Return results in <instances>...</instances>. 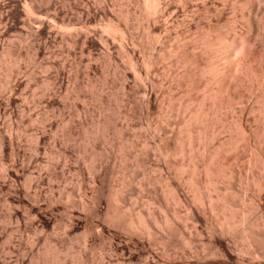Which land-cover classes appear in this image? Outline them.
I'll return each mask as SVG.
<instances>
[{
  "label": "bare ground",
  "instance_id": "1",
  "mask_svg": "<svg viewBox=\"0 0 264 264\" xmlns=\"http://www.w3.org/2000/svg\"><path fill=\"white\" fill-rule=\"evenodd\" d=\"M262 1L264 0H0V75L1 77H3L2 79H4L3 82L9 85V87L7 88V90L9 89L8 94L6 93L7 95H4L6 97H0V116L3 115L12 118L16 117L14 116L15 114L20 115L29 110V104L25 101L23 102V100L29 98L28 96L24 97V94L26 95V92L24 93V91H27L28 89L27 83H33V81L35 85L28 84V87H30V85H32L31 87H39V84H42L41 88L43 97H39L38 100L33 99L34 101L31 102L44 106L47 111L43 116H46V114L48 113L49 117L64 116L65 118V113H67L66 110L73 108L71 106L72 104L70 105L68 103L69 101L81 100L84 103L80 111L79 109L77 110L75 108V112L78 114V117L84 119H82L83 121L80 120V123L78 122V125L80 124L79 130L76 127H73L74 125L69 126V123L59 124L58 122V124H56L57 121H55L54 124L53 121V123L47 124L48 120L51 121L52 119H50L49 117V119H46V116V120H44L45 122L47 121V126H43L40 123V129L38 127L36 130H34L35 134L31 135L33 136L32 142H34V144H30L28 141L23 140L24 142L29 143L28 146L30 145L31 147H29V150H31V152L33 150V152L36 154H31V156L28 153L30 157L28 155V157L25 156V154L28 152L27 151L25 153V149H27L25 148V146H27V143L24 146L21 138L22 136L20 137L21 132L19 133L20 135L17 134L20 128L22 130V125L20 126V123L12 124V122L9 121V123L11 122L10 125L2 128L3 125L1 127L0 124V173H2L3 175L2 177H0V199L3 200L9 207H11L10 214L6 218H8L10 222L15 223V227L17 230H19L20 233L22 232L24 234V232L26 231L27 233H29L26 234L29 235V240H27L29 241V244L26 243V247L22 248L23 246H21V243L23 242L20 241L21 238L19 237L20 239H10L11 242L15 241L16 243H19H17L18 245H16V243L14 242L13 244L15 246H11L12 248H10V250H12L13 253L16 252L23 255H27V253H30V262L34 264H86L85 261L91 262L90 256L87 253L88 250L91 251V249H93V246H96V240L99 239L101 242L103 237L107 235L109 236V241L107 240L108 252L112 257L118 256L121 258L120 260L130 263L135 260L140 261L141 254L147 255L146 257H148L149 254H152L151 257H153V254L159 256L160 254L157 255L156 250L154 251L155 246L154 248L152 247L153 250L151 248L152 244L154 243V245H156V248L158 246L157 249L161 250V255H163H160V258L158 259L155 258L157 259L155 261L153 258H150V261L148 257L147 261H153V263L155 264H168L165 258L166 255L169 254L168 246H170L169 243L170 239L173 237H171L173 231L171 232L170 230L172 220L170 221V219L165 215V212H163V201H161V199L156 196L152 198L150 196L152 192H150L149 196L152 199L150 200L149 198L148 200L150 201V204H152L153 202L157 203L158 208H155L158 209V214L156 216H153L154 214L152 215L150 213V210H147V214L145 215H141V213L137 212L138 215L133 216L132 214L130 215L121 212L122 210H119V207L121 208V206L118 207V210L117 207H115L116 209L112 210V203L110 205L108 203L111 202L113 198L108 201L110 197L105 195L104 191L102 190L104 181L105 183L107 181L106 175L109 174V171L107 172L108 174H105V169H107V166L108 164L110 165V163H108V159H106L104 156H101L100 153H97L96 148L97 146L99 148V145L101 146V144H110L111 147L109 148V151L112 153L114 152L113 150L116 140L114 139L115 131L114 134H112V131L115 126L113 127V123L110 122V118H112L114 115L112 116L108 112L110 111L109 107H111L109 99L110 97H103L104 95H102L101 97H94L96 96L95 88L97 83H99V80L97 79V81L95 80L96 78H93L95 75L91 77V72H95L98 70L97 62L101 61L99 59L102 57L105 59L104 61L107 62L110 67H112L111 74H113L115 78H119V81L121 80L124 83L123 85L124 87L126 86L127 89V93L125 95V110H127V108L128 110L125 112L123 118L126 121L133 120V116L137 113L136 112L135 114H132L133 112H135L132 111L133 109L131 110V108L133 107L131 106L132 103H137V105L140 107V114L143 115L146 119H148L152 106H154V103L157 101V104L159 105H156L158 106L159 110L163 109L165 111L164 112L162 110L164 112L162 113L163 116L161 115L158 117L160 118V122H157V124L152 127V132L151 126L149 124L145 125L147 126L146 131L148 133H152V137L154 138V140L152 141L145 138V136L142 139L139 136L141 134L138 133L139 135H137L136 133H134V130L131 127V122H127L130 123L131 126L127 124L128 126L125 125L126 127H123L121 125V128H123L122 130H120L121 133L124 132L126 137L133 139L131 140V142L129 141L130 143L128 142L129 144L126 141L125 149H127V151L124 153V155H122V158L126 159L125 163H127L128 161L130 162V166L128 164V171L131 172L132 175L130 174L131 179L129 178L131 181L128 179L130 183L128 182L127 185L124 183L125 185L121 187L122 189L115 192V200L117 199L116 201H118V199H120L122 201L121 203V201L119 200L118 203L120 202L121 205H125L126 203H124V201L128 200V197H124L125 194L122 195V193L126 192L128 194L129 191L133 192V188L131 189L130 186L134 187L132 183L135 181V177L133 176L137 168H139V170L141 171V176L143 178H141L143 181L141 186L145 188L144 190L147 189L148 192L150 191V187H152L153 185V181L150 178L149 173L150 162L153 157L155 159V156L158 159L157 163L162 164V168L158 167L160 174L157 181L155 180L158 185L162 186L168 183L166 182L167 179L165 174L163 175L165 170V168L163 167L170 166V158L177 157L180 158L183 163H185L181 164L182 170H184L183 167L191 170L190 173L192 174L190 175L189 173V175L191 176L192 181H194L193 178H195L199 174L204 177L202 180L204 181V183L201 182L202 185L206 184L210 187L211 185H214L212 176V166L214 164L230 156L234 158L232 159L234 161H240L243 159V153L238 151L237 146L232 143L231 138L230 121L232 119V115H229L230 113H232L230 111H232V109L235 107L234 104H237L236 100H242L244 102V99H241V97L246 98L247 96L245 92L247 93L248 91L249 93H251V95H249V93L247 94L249 95V98L252 97L255 93L254 97H256L257 100L256 106L259 104L260 106H262L261 108L264 107V70H262L263 73L260 71L261 74L256 73L258 76L263 75L261 76L262 79H259V81L261 80V84H259L260 82L257 81L258 76L254 75V77L256 76V78L254 79H257L256 82L257 84H259H256L257 89H261H258V91L261 92L257 93V90L256 92L251 89L256 85H253L255 82L251 83L249 81L253 69L250 68L251 64L249 63L248 59L251 54L256 53H253V51H255V48L258 44L257 39L260 35L259 32V36L256 34L257 32H254L252 22H254V20H257L258 18L259 20L257 21H260L262 20L260 18L264 17V9H262L260 5ZM10 3H12L14 7H16V9H14V12L9 10V8H11L9 6ZM256 23L258 24V22ZM138 29H142L143 37L141 38H144L146 41L144 39H139L140 37H138V34L140 36V33H138L137 31ZM139 31L141 32V30ZM134 32H137L138 34L136 33L137 35H135ZM261 33H263V31ZM263 39L264 38H262V40ZM23 47L26 48L25 51L23 50ZM56 49L61 50V52L58 51V53ZM79 50L81 51V54L83 53L82 55L86 54L88 57V65L86 68L87 70L84 71L86 72V74H84V77L83 73H81L80 71L81 67L79 68V66L76 65L75 60H71L70 58L71 56L76 55V51L78 53ZM147 50H151L152 53L149 51L150 55L148 57L147 55L144 56V60L141 58V60H143L141 61L139 52H147ZM96 51L97 54L94 53ZM117 52L122 55L126 61L125 63L127 66L126 69L124 68L125 71L123 72L121 69L119 70V67L117 66V64H115L114 61V55L115 53L117 54ZM146 52L144 53V55L147 54ZM62 53L71 55L69 57L70 60H64L68 57L66 56V54V58H64L63 60L59 59L60 56L63 57ZM98 54L101 56H99L100 58H98ZM58 55L60 56L58 57ZM74 57L75 56H73V58ZM75 58L77 60V57ZM24 59H28L30 60V62L27 61L26 63V60ZM253 59H255V57H253ZM22 61L25 62L26 66L24 65V62L22 63ZM81 62L82 61L78 63ZM21 63L25 66V69H27L29 73L26 72L25 69L23 70V68L21 67ZM27 64H30V68L32 67L35 71L38 69V74L32 68V71L30 72L31 69ZM19 66L22 69H20ZM68 67L71 68L69 69L71 74L68 72V74L71 75H69V77L67 76ZM49 70H51V72H49ZM107 71H101V73L103 72L102 77L104 78L102 81L106 84L108 83V78L106 76L108 75L106 74ZM255 72H253V74ZM44 73H49V75H44ZM24 75L25 77L28 75L29 79L33 81L30 80V82L28 81L26 83L25 81L28 79H25V77L23 78ZM65 76L67 81L68 78L70 79L68 82H70L69 84L72 85V90L71 88L70 91L68 89L70 95H67L65 99L62 97L65 100H63V102L60 100V90L68 83L65 82ZM130 76L133 77V80L136 82H134L136 86H131ZM64 83L66 84L64 85ZM251 84L253 87L251 86ZM7 90H4L3 93H5ZM253 91L254 93L252 94ZM59 94L60 96H58ZM97 96H99V94H97ZM137 97H142V102H139V104L136 101ZM254 99L255 98H253V100ZM90 100H96L100 105L99 110H96V112L98 113L95 114L97 118L94 117V119L96 118V121L94 119H90V121L86 120L87 116L95 111H92L87 107V104ZM247 105L249 106V104H246V106L244 104L245 107H247ZM257 107L256 109H258V111L255 112H261L263 110H260ZM254 108L252 109L254 110ZM49 114L52 116H50ZM172 115H174L175 117ZM112 119H115V117H113ZM257 119L261 118L258 117ZM260 122L264 124V119H261ZM263 124L261 126H263ZM110 126H112L113 128H111ZM81 127L82 129H80ZM110 128L112 129V131H110ZM258 128L262 129L260 128V123ZM55 129L57 130V132L54 135H49L50 131H54ZM115 130L119 131V129L117 130V127ZM132 130L133 132H131ZM60 131L61 133L59 134ZM120 131L118 133H120ZM260 131H258L257 134ZM147 132L146 135H148ZM260 134L263 137L262 142H260L264 145V129H262ZM242 135L245 142V146L243 147L244 151L248 152L252 149L253 146H255L251 144V142H253V139L244 130L242 131ZM119 137L116 136V138ZM51 139L56 142L55 143L53 141V144H58V146L60 147V152H56L57 154H55L54 156L59 155L58 157L63 159V162L58 160V162L63 163V166L61 165V167L58 162H55V164H51L53 165L52 167L46 164V161V163L43 161L45 165H48L50 168V170H48L47 172V168L44 167V169L46 170V172H44L45 170L43 171L42 169L44 163L39 159L38 155L39 153L48 152L42 150H47V148H43L45 147V145H49V142L52 141ZM80 140H83V145L81 144V146H83L82 149H84L82 158L90 162V171H92L93 173V175H91L93 176L91 177L93 181L90 182V180L88 179L90 183L88 182L89 184H87L88 180L86 179L87 181H84L86 184L83 183V186L81 185V183L80 185L81 188L82 186L83 188H85L86 185L91 187L92 185L90 184L95 185L93 186V189L90 188L91 191L85 190L86 192H84V194L89 192V195L87 193L89 199L86 198V196L84 198H86L89 202H87L86 204L84 203V206H82L83 208L81 210H79V208H81L79 207V205L71 203L72 196L70 194L73 192H71L70 194L66 193L67 195H69L67 198L68 202L66 200V204H64L65 202L63 203L64 199L62 201L60 200V204L59 201H57L59 198H61V196H58V199L55 198V196L53 197V194L51 195V197L49 196L50 198L48 196H43V188H45L44 186H46L48 182H50L49 180L55 178V181L56 179H58V181L59 179L63 181L64 179H66L65 177L67 175L65 176L66 171H64V169H66L65 167H67L68 169L72 155H69V152L67 150L69 147H75ZM148 140L153 142V144H151V142H149ZM170 141L176 142L179 145V147L177 146L178 149H172L169 146ZM50 144L52 143L50 142ZM261 145L262 144H260V146ZM259 149L260 154L257 150V153L254 152L253 149L249 152L250 158L253 153L258 154H254L255 156L253 155L255 161L256 158H262L260 159V161H262L261 165H259L261 166V169H258L260 172L259 174H256L258 176L254 177L253 175V177L251 178L256 188L257 194L254 196L253 193H251L252 197H248L246 195V197L248 198H246V200H244L243 202L245 204V202L248 201L247 204L249 208L247 210L245 209V212L243 211V213L241 211L242 214L240 215L239 213V218L235 215L238 221H234V217V220L232 221L233 223L231 222V224V216L233 215H229L231 219L226 215V210L230 209L228 205L229 203L227 202L225 196L226 194L224 195L223 193H219L217 191L215 197H212L208 194L207 198H204L206 199L205 203H203V201L201 200V202L204 204V206H202L204 209L202 208L203 210L201 211L200 209L197 210V212L199 211L198 216L201 217V219H203V217L205 219L206 214H211L212 218L207 215V219L208 217L210 219L215 218V221L217 223H214L215 225H217L216 227L220 231V234L217 235V233L215 232V226L211 224L207 233V241H209L208 244L210 246H208V248L204 246L206 249L201 248L202 254H200V247H198V251L196 249L197 247L194 251V247L191 246H195L196 243V241H193L196 237L192 238V235H196L201 231L197 232L198 230L195 231L194 229L195 234H191L192 230L190 231V233L188 234V241L184 240V245H186L188 242L191 243L190 245L189 243L187 245H189L188 247L193 248V252L191 250L190 253L192 252L193 256H196V260L198 262H206L208 260L214 262L215 260H220L223 264L233 263H230L228 259V254H233L234 252H231L232 248L230 250V247L227 244L229 242L226 241V236L228 237L229 234L231 235L234 231H237L236 228L234 229L232 227L240 226L242 224V230L240 231V234L237 235L239 233L238 232L235 236L239 237L240 240L242 239L241 241H244V245L242 244L243 247L239 249V255L236 256V261L234 262V264H264V216H262L261 210L264 207L262 204V202H264V199L262 200V198L264 197V149L261 147H259ZM57 150L59 149L57 148ZM118 151H120V149ZM23 157L26 159V161H24ZM21 158H23V161L21 160ZM52 158L53 157H51V159ZM57 159L53 160L57 161ZM84 160L83 162H85ZM255 161H251V164H254ZM22 162H25V164ZM41 162L43 164H41ZM257 164H254V167L256 166V168H259ZM109 167H111V165ZM125 167L127 168V166ZM59 168L62 169V171H57V169ZM31 175L36 176L32 177ZM48 176L49 179H47ZM190 176L188 177L190 178ZM230 176L232 177L233 174L231 173ZM107 178L109 182V176H107ZM21 181L24 185L23 189H20L17 186V184ZM65 182H67V180ZM199 182L200 181H198V183ZM20 184L22 185V183ZM167 186L162 187L168 188ZM177 186L180 185L177 184ZM127 187L130 188L128 189ZM47 188L52 189L54 187L47 186ZM175 188L176 187H174V189ZM169 189L174 192V194L172 192L171 194H176L175 197H177V193L175 191L178 192L180 191V189L173 190L172 187ZM164 190L167 189L164 188ZM168 191L170 192V190ZM52 192L54 193V191H51V193ZM64 196L65 195H63V197ZM177 199V202L178 200L181 202L180 198L178 200ZM104 201L108 206L105 210L102 208V204ZM196 201L199 202V199H197ZM3 205L4 203L2 204V206ZM114 206H117V204H115ZM124 207L122 206V208ZM231 209L233 210L234 208ZM237 210L238 209H236V212ZM257 210L261 211L260 214L256 213V215L253 216V211L257 212ZM55 213H60L61 217H59L62 221H64L63 225L65 226L67 234L69 232H72L74 234L78 233L81 230L84 231L83 235L84 233L85 235L83 236L82 242L87 249L89 248L88 250L86 249L87 252H85L84 254L74 252L73 246L70 245L71 241L69 242V239L67 240V238L66 240H64V242L58 240L57 244L55 246H52L49 243L48 239H41L39 237L40 235L38 236L39 233L41 234L45 232V230L47 232V229H52L57 223L58 218H56ZM227 213L230 212L227 211ZM191 215L194 216V214ZM195 217H193V221L195 220L196 223H199L200 221H198ZM96 218H98V220L100 218L101 220L104 218V220L101 221V223L103 222L101 226L96 225V227H100V230H96L97 232H95L96 228L94 225V223L96 222H93V220L98 221ZM174 219L176 218L174 217ZM27 220H30V222H27ZM122 220L125 221L124 225H122ZM9 221H7L8 224ZM97 223L100 222L98 221ZM194 223L191 226L194 227ZM195 228H197L196 225ZM1 230H3L2 223L0 224V239L1 235H3ZM116 232H122L123 235L122 233H120L119 235ZM66 233L64 235L68 236L66 235ZM121 235L122 237H124V241ZM201 235L202 234L200 233L199 237ZM196 236L198 238V235ZM44 237H46V235ZM216 239L221 241L222 244L221 242L217 243ZM185 242L187 243L185 244ZM40 243H42L41 248L35 252V250L37 249H35V247H37ZM105 246L107 247V245ZM24 251L27 253H25ZM194 252L196 255L194 254ZM1 254L4 256L3 253H0V256H2ZM30 254L28 255L30 256ZM23 255L21 259H19L18 261L16 260L17 262H15V264L30 263H27L28 261H25ZM143 255L142 257L144 258ZM0 259L3 261L2 257H0Z\"/></svg>",
  "mask_w": 264,
  "mask_h": 264
},
{
  "label": "rangeland",
  "instance_id": "2",
  "mask_svg": "<svg viewBox=\"0 0 264 264\" xmlns=\"http://www.w3.org/2000/svg\"><path fill=\"white\" fill-rule=\"evenodd\" d=\"M260 5H261V7H262V9H264L263 7H264V1H262V3H260ZM11 8H9V10L10 11H15L14 9H16V7H14V5L12 4V3H10V5H9ZM250 8V7H249ZM13 9V10H12ZM250 10V9H249ZM247 13H248V10H247ZM260 19H262V20H260V21H257V20H259V18L257 19V20H254V22H252V25H253V30H254V32L258 35V32H259V37H258V39H257V46H256V48H255V51H253V53H255V54H251L249 57H248V59H249V63L251 64H249L250 65V68H252L253 69V72H255V70L256 69H258V70H256V72L253 74V72H252V74H253V76H252V74L250 75V79H249V81L252 83V82H255L253 85L255 86L256 84H257V82H256V80L257 81H259V79H262V77L261 76H263L264 75V73L262 72V70H264V43H263V41H264V39L262 40V38H264V17H262V18H260ZM261 21H262V23H261ZM256 22H258V24L256 23ZM260 24H262V25H260ZM255 28V29H254ZM258 28H259V30L262 32L263 31V33H261L259 30H258ZM261 28H263V29H261ZM139 30H141V32H142V34H141V32L139 31ZM138 31V33H140V36H139V34H138V37H140L139 39H141V40H143L141 37H143L142 35H143V31H142V29H138L137 30ZM135 33V32H134ZM135 33V35H137ZM255 34V35H256ZM145 40V39H144ZM146 41V40H145ZM261 47V48H260ZM24 49V51H25V47H23ZM262 48H263V50H262ZM57 50V52L59 51V52H61V50H59V49H56ZM141 50V49H140ZM143 51V50H142ZM149 51L152 53V51L151 50H147V52L146 51H144V52H139V56H140V60H141V58L144 60V56H146L147 55V57L150 55V53H149ZM58 52V53H59ZM80 52V53H79ZM147 53V54H145L144 55V53ZM57 53V54H58ZM95 54H97V51L96 52H94ZM149 53V54H148ZM63 54V57L62 56H60V55H58V57H59V59H64V58H66V56H68L67 57V59H64V60H67L68 61V59L70 60V58H71V60H75V62H76V65L77 66H79V68H80V71H81V73H83V77H84V74H86V72H84V71H86L87 69V65H88V57H87V55L85 54V55H82L81 54V51L79 50L78 51V53H77V51H76V55H73V56H75V57H77V60H76V58L74 59L73 58V56H71V55H68V54H66V53H62ZM65 54H66V56H65ZM118 54V55H117ZM117 54L115 53V55H114V57H115V59H114V61H115V64H117V66L119 67V70L121 69L122 70V72L123 71H125V69H126V61H125V59L123 58V56L122 55H120L118 52H117ZM116 55H117V57H116ZM252 55H253V57H255V59H253V57H252ZM257 55H259V56H257ZM71 56V57H70ZM100 55L98 54V58H100L99 57ZM57 57V58H58ZM70 57V58H69ZM121 57V58H120ZM146 57V58H147ZM102 58V57H101ZM99 59V60H101V61H98L97 62V66H98V72L97 71H95V72H91V77H93L94 75V79L95 80H99V83H97V85H96V88H95V95L96 96H94V97H101L102 95H104L103 97H110L109 99H110V106L111 107H109V110L111 111H108L113 117H115V119H112V118H110L111 120H110V122L111 123H113L112 124V126L114 127V129H113V131H112V129L111 128H113L112 126H110L111 128H110V131H112L111 133L112 134H114V131H115V134H114V139L116 140V143L114 144L115 146H114V154L112 153V152H110L109 151V148L111 147L110 146V144H101V146L99 145V148H98V146H97V148H96V151H97V153L99 154L100 153V155L101 156H104L106 159H108L107 161H108V163H110V165H111V167H109L110 165L108 164V166H107V169H110V170H107V169H105V174H108L107 172L109 171V174L108 175H106V179H107V181H106V183H105V181H104V183H103V186H102V190L104 191V194L105 195H107V196H109L110 197V199L108 200V201H110L111 200V198H113L114 200H115V192L116 191H120V189H122L121 187H123V185H127V183L129 182L130 183V179H131V175H132V173L131 172H129L128 171V167L130 166V162L128 161L127 163H125L126 162V159L125 158H122L123 156L122 155H124V153L127 151V149H125L126 147H125V145H126V141H127V143L130 141L131 142V140H133V139H131V138H129V137H126L125 136V134H124V132L123 133H121V131L120 130H122L123 128H121V125L124 127L125 125H130V123H127V122H131V127L133 128V130H134V133H136L137 135H139V134H141V135H139L142 139H143V137L145 136V138H147V139H149V140H154V138L152 137V127L155 125V124H157V122L159 123L160 121H159V119L160 118H158L159 116H163V114L162 113H164L162 110H159V108H158V106L157 105H159V104H157V102H155L153 105L154 106H152V109H151V111H150V115H149V117H148V119H146L143 115H141L140 114V112H139V110H140V107L137 105V103H132L131 104V106H133L132 108H131V110L132 111H135V112H133L132 114H135L136 112V114L133 116V120H131V121H126L123 117H124V114H125V112L128 110V108H127V110H125L126 109V106H125V103H126V97H125V95H126V93H127V89H126V86L124 87V83L120 80L119 81V78H117L118 79V81H117V79L113 76V74H111L112 73V67H110V65H108L107 64V62H105L104 60V58H102V59ZM82 59V60H81ZM118 59V60H117ZM260 59V60H259ZM24 60H26V63H27V61L28 62H30V60H28V59H24ZM87 60V61H86ZM143 60H141V61H143ZM80 61H82L81 63H78V62H80ZM84 61V62H83ZM86 61V62H85ZM113 61V62H114ZM24 61H22V63H23ZM101 62V63H100ZM21 63V67L23 68V70L25 69V62H24V65ZM79 65H78V64ZM84 63V64H83ZM86 63V64H85ZM95 64V63H94ZM105 64V65H104ZM125 64V65H124ZM262 64V65H261ZM28 65V67L30 68V64H27ZM82 65V66H81ZM122 65H124V66H122ZM256 65V66H255ZM258 65V66H257ZM106 66V67H105ZM20 67V66H19ZM20 67V69H22ZM109 67V68H108ZM257 67V68H256ZM32 68V67H31ZM30 68V69H31ZM107 68V69H106ZM125 68V69H124ZM33 69V68H32ZM32 69L30 70V72L32 71ZM69 69H71V68H69L68 67V69H67V74H68V72L71 74V72H70V70ZM105 69V70H104ZM260 69V70H259ZM23 70H22V72H23ZM34 70V69H33ZM108 70V71H107ZM25 71L26 72H28L29 73V71L27 70V69H25ZM24 71V72H25ZM35 71V70H34ZM37 71H39L38 69L35 71L36 73H37ZM101 71H107V73L106 74H108V75H106L107 76V78H108V83L106 84V83H104L102 80L104 79L102 76V73H101ZM110 71V72H109ZM263 73V75H257L256 73H258V74H261V72ZM49 72H51V70H49ZM109 72V73H108ZM27 73V74H28ZM93 73V74H92ZM24 74V73H23ZM22 74V75H23ZM38 74V73H37ZM66 74V75H67ZM70 74H68L67 76L69 77V75ZM100 74H101V76H100ZM44 75H49V73L47 74H45L44 73ZM131 75V74H130ZM254 75H257L258 77H257V79H254V78H256V76L254 77ZM71 76V75H70ZM251 76H252V78H251ZM25 77V75L23 76V78ZM28 77V78H27ZM67 77V78H68ZM261 77V78H260ZM3 77H1V75H0V79L2 80H0V83H2V84H0L1 86H0V97H6V96H4V95H7L8 94V91H9V89L7 90V88L9 87V85L8 84H6V83H4L3 81H4V79H2ZM25 79H28V80H26L25 82L27 83L28 81L30 82V80L31 79H29V76L27 75L26 77H25ZM24 79V80H25ZM85 79V78H84ZM65 82L67 83L70 79L68 78V81H67V79H66V76H65ZM82 80H83V78H82ZM97 80V81H98ZM253 80V81H252ZM31 81H33V80H31ZM103 82V83H102ZM135 81L133 80V77L132 76H130V83H131V86H136V82L134 83ZM260 83L259 84H261V80L259 81ZM66 83H64V85L66 84ZM70 82H68L65 86H63L62 88H61V98H60V100L61 101H63L64 99H65V97H67V95H70V93H69V91H70V88H71V90H72V85H70L69 84ZM116 83V84H115ZM28 84H34L35 85V83H34V81H33V83L31 82V83H27V91H24V93L26 92V95L24 94V97H29L28 99H26V100H23V102L25 101L26 103H28L29 105H28V107H29V110L28 111H26L25 113H23V114H20V115H18V114H15L14 116H16V117H12V118H9L8 116L6 117V116H3V115H1L0 116V124H1V127H2V125H3V127L2 128H4V127H7V125H10V123L12 122V124L14 123V124H19L21 127H22V130H21V128L19 129V131H18V135H20V137L22 138V141L24 140V141H28L30 144L31 143H33L34 144V142H32L33 141V136H31V135H33V134H35V132H34V130H36L38 127H39V129H40V126H41V124L43 125V126H47L46 125V123H47V121L45 122V120L46 119H52L51 121L50 120H48V123L47 124H50V123H53V121H54V124H55V121H57L56 122V124H58V122H59V124H63V123H69V126H73V127H76L78 130H79V125H78V122L81 120V121H83L84 119L83 118H80V117H78V114L75 112V108L78 110L79 109V111H80V109H82V106L84 105V103L80 100H71V101H69L68 103L74 108H72V109H69V110H66L67 111V113H65V118H64V116L63 117H53L52 115H50V116H52V117H49L48 116V113L46 114V116H47V118L45 119V117L46 116H43L44 114H45V112L47 111L45 108H44V106L43 105H39V104H34L33 102H31V101H34L33 99H35V100H38L39 99V97H43V94H42V88H41V86H42V84L40 83L39 84V87H37V86H33V87H31L32 85H30V87H28ZM104 84V85H103ZM132 84H135V85H132ZM250 84V83H249ZM259 84H257V85H259ZM7 85V86H6ZM70 85V86H69ZM108 85V86H107ZM121 85V86H120ZM257 85L255 86V87H253L252 86V84H251V86L253 87V88H251V89H253L254 91H258V89H257ZM124 87V88H123ZM256 88V89H255ZM68 89H69V91H68ZM4 90H7L5 93H3V91ZM26 90V89H25ZM33 90V91H32ZM111 90V91H110ZM259 90H261V89H259ZM2 91V92H1ZM64 91V92H63ZM68 91V92H67ZM254 91L252 92V94L254 93ZM256 91V92H257ZM32 92V93H31ZM39 92V93H38ZM261 92V91H260ZM259 91L257 92V93H260ZM7 93V94H6ZM124 93V94H123ZM249 92L247 91V93L245 92V94H246V98H244V97H241V99L243 98L244 99V102L242 101V100H240V101H238V100H236L237 102V104H234V108L232 109V111H230V112H232V113H230V115L229 116H231L232 115V119H231V121H230V118H229V121H230V127H231V138H232V143H234L236 146H237V148H238V151L239 152H242L243 153V159L242 160H240V161H234V160H232V159H234L233 157H228V158H226V159H224V160H222V161H220V162H218V163H216V164H214L213 166H212V171H213V184L214 185H211L210 187L208 186V185H206V184H203L202 185V183H204V181H202L203 180V176L202 175H197L195 178H193L194 179V181H196V182H194V181H192V179H191V174L192 173H190L191 172V170L190 169H186V167H183L184 168V170H182L181 169V164L183 163L182 161H181V159L180 158H170V166H167V167H163V168H165V170H164V173H163V175L165 174V176H166V182H168V183H166L165 184V180H164V184L165 185H162V186H167L168 188H166V187H164L165 189H167V190H164V188L162 187V186H160V185H158L156 182H155V180L157 181V179H158V177H159V168L158 167H161L162 166V164H160V163H157V161H158V159H157V157L155 156V159H154V157L152 158V160H151V162H150V171H149V173H150V178L152 179V181H153V185H152V187H150L151 189H150V191L148 192L147 191V189L146 190H144L145 188L144 187H142L141 185H142V183H143V181H142V176H141V171L139 170V168H135L136 169V171H135V173H134V176L133 177H135L134 178V182L132 183L133 184V186L134 187H132V186H130L131 187V189L133 188V192H130L128 189L130 188H126L129 192H130V194H129V192H128V194L126 193V192H124V193H122V195L123 194H125V195H127V196H125L124 195V197H128L127 199L128 200H126V201H124V203H126L125 205L124 204H122L121 205V203H122V201L120 200V199H118V201L120 200L121 201V203L119 202L118 203V201H114L113 199L111 200V202H107L109 205L111 204L112 206V210H114V209H116L115 207H117V210H118V207L119 206H121V208L119 207V210H122L121 212H123V213H126V214H132L133 216L134 215H138V213H141V215H145V214H147V210H150V213L153 215V216H156L157 214H158V209H156V208H158V205H157V203H152V204H150V201L148 200L149 198H150V200L152 199V198H154V196H156V197H158V198H160L161 199V201H163L162 203H163V209H164V211L163 212H165V215L170 219V221L172 220V225H170V230H171V232H172V234H171V232H170V234H171V239H170V243H169V245L170 246H168V249H169V251H168V253L169 254H167L166 255V258H165V260H167V263L168 264H223L222 263V261H220V260H215L214 262L213 261H211V260H208V261H206V262H198L197 260H196V256H193V250L195 251V248L197 249V251H198V247H200L199 248V253L200 254H202L201 253V248L202 249H206V248H208V246H210L208 243H209V241H207V236H208V229H209V227L211 226V224L212 225H214L215 226V228H216V230H215V232L217 233V235H219L220 233V231L217 229V225H215V223H217L216 221H215V218L214 219H210V218H212V215L210 214H206L205 215V219H204V217H203V219L205 220H203V219H201V217H199L198 215V213H199V211L197 212V210H199L200 209V211L201 210H203L204 208L202 207V206H204V204L203 203H205V201H206V199H204V198H207V196H208V194L209 195H211L212 197H215L216 196V192L218 191L219 193H223L225 196H226V199H227V202L229 203L228 205H229V207H230V209L231 208H234L233 210L231 209V211H230V209H227L226 210V215L227 216H231V215H233V216H231V218H230V216H229V218L231 219V221H230V223L234 220V221H238L237 220V218L236 217H238V216H240L242 213H243V211L246 209H248L249 208V206H248V201H246L245 202V204H244V200H246V198H248V197H252V194L251 193H253V195L255 196L256 194H257V192H256V188H255V186H254V183L252 182V177H253V175H254V177L255 176H258V175H256V174H259V170L258 169H261V166H259V165H261V162L262 161H260V159H262L260 156V158L259 159H257L256 158V161H255V158L253 157V155L255 154V155H258V154H256L257 152H256V150L258 151V153H259V151H260V149H259V147H261V148H263L264 149V145H263V143H261L262 142V139H263V137L261 136V131H262V129H264L263 127H264V124L262 123V122H260V120L261 119H264V107L263 108H261L262 106H260L259 104V106H260V108H259V106L257 107L256 106V104H257V100H256V97H254L255 95V93L253 94V96L252 97H250L249 98V95H251V93H249V95H247ZM256 93V94H257ZM1 94H2V96H1ZM60 94L58 95V96H60ZM97 94H99V96H97ZM101 94V95H100ZM31 95V96H30ZM64 95V96H63ZM121 96V97H120ZM23 97V96H22ZM34 97V98H33ZM64 99H63V98ZM123 97V98H122ZM122 98V99H121ZM175 98H177V97H175ZM253 98H255L254 100H253ZM138 99V100H137ZM142 97H137L136 98V101L138 102V104H139V102L141 103L142 102ZM247 101H246V100ZM112 100V101H111ZM249 100V101H248ZM65 101V100H64ZM63 101V102H64ZM75 101H77V102H75ZM91 101V100H90ZM90 101H89V103L87 104V107L88 108H90V110H92V111H94V112H92V113H90V115H88L87 116V118H86V120L88 121H90V119L92 120V119H94V117H96L97 118V116H95V114L96 113H98V112H96V110H99V108H100V105H99V103L96 101V100H92L91 101V103H90ZM242 101V102H241ZM256 101V102H255ZM75 102V103H74ZM240 102V103H239ZM247 102V103H246ZM249 102V103H248ZM33 103V104H32ZM73 103H74V106H73ZM235 103V102H234ZM241 103H243V104H241ZM120 104V105H119ZM157 104V105H156ZM241 104V105H240ZM244 104H245V106H246V104H249V106L247 105V107H245L244 106ZM253 104H255V105H253ZM135 105V106H134ZM237 105V106H236ZM253 107H252V106ZM130 106V107H131ZM137 106H138V108H137ZM240 106V107H239ZM244 106V107H243ZM254 106H255V108H254ZM264 106V105H263ZM91 107H93V108H91ZM134 107H136V108H134ZM243 107V108H242ZM250 107V108H249ZM256 107L257 108H259L260 110H262L261 112H260V116H259V112H255V111H258V109H256ZM111 108V109H110ZM245 108V109H244ZM252 108H254V110L252 109ZM135 109H137V110H135ZM243 109V110H242ZM234 110V111H233ZM65 111V112H66ZM72 111V112H71ZM71 112V113H70ZM159 113H161V114H159ZM256 116H255V115ZM27 115H28V117H27ZM93 115V116H92ZM262 115V116H261ZM20 116V117H19ZM90 116V117H89ZM157 116V117H156ZM172 116H174V115H172ZM44 117V118H43ZM49 117V118H48ZM92 117V118H91ZM99 117V116H98ZM175 117V116H174ZM261 118V119H257V118ZM41 118V119H40ZM42 118H43V121H42ZM54 118V119H53ZM61 118H62V121H61ZM95 118V119H96ZM162 118V117H161ZM255 118V119H254ZM9 119V120H8ZM11 119V120H10ZM45 119V120H44ZM83 119V120H82ZM94 119V120H95ZM99 119V118H98ZM97 119V120H98ZM60 120V121H59ZM144 120V121H143ZM4 121V122H3ZM9 121H11L10 123H9ZM80 121V122H81ZM96 121V120H95ZM123 121V122H122ZM8 122V123H7ZM24 122V123H23ZM32 122V123H31ZM45 122V123H44ZM79 122V123H80ZM121 122V123H120ZM140 122H141V124H140ZM28 123V124H27ZM41 123V124H40ZM110 123V124H111ZM240 123H241V126H240ZM256 123H257V125H256ZM259 123H260V128H262V129H259L258 128V126H259ZM45 124V125H44ZM109 124V125H110ZM147 124H149L150 126H151V132H147L146 130H147V126H145V125H147ZM263 124V126H261ZM5 125V126H4ZM75 125H78V126H75ZM127 125V126H128ZM42 126V127H43ZM134 126V127H133ZM139 126V127H138ZM41 127V128H42ZM116 127H117V130L119 129V131H120V133H121V135H120V133H118L119 131H116L115 129H116ZM126 127V126H125ZM32 128V129H31ZM136 128V129H135ZM143 128V129H142ZM146 128V129H145ZM254 128V129H253ZM256 128V129H255ZM26 129V130H25ZM30 129V130H29ZM48 129V128H47ZM80 129H82V127L80 128ZM142 129V130H141ZM257 129H258V131H260L258 134H257ZM56 130V129H55ZM50 131V133H49V135L51 134V135H54L56 132H57V130L56 131ZM133 130L131 131V132H133ZM141 130V131H140ZM144 130V131H143ZM246 131L247 132V134L248 135H250L251 137H252V141L253 142H251V144H253V145H255V146H253L252 147V149H253V151L254 152H256V153H253L252 155H251V158H250V151L252 150H249L248 152H246V151H244V146H245V142H244V137H243V135H242V131ZM251 130V131H250ZM24 131V132H23ZM31 131V132H30ZM49 131V130H48ZM147 132V134L149 135V138H148V135H146V132ZM256 131V132H255ZM21 132V133H20ZM20 133V134H19ZM61 133V131L59 132V134ZM139 133V134H138ZM144 133H145V135H144ZM26 135V136H25ZM143 135V136H142ZM116 136L117 137H119V138H116ZM262 138H261V137ZM32 137V138H31ZM140 138V139H141ZM260 138H261V140H260ZM118 139V140H117ZM120 139V140H119ZM31 142H30V141ZM52 141H50L52 144H50V142H49V145L47 146V145H45V147L43 148V149H46L47 148V150H42V151H52L53 152V154H52V152H43V153H39V159L43 162H45L46 164H48V165H50V166H52L53 167V165H51V164H55V162H58V160H60V161H62L63 162V159L62 158H60V157H58L59 155H56V156H54L55 154H57L58 152H60V147L58 146V144H55L56 142L53 140V139H51ZM148 140V141H149ZM259 140V141H258ZM23 141V144H24V146L26 145V143H27V146H25V148H27V149H25L26 151H25V156L26 157H30V155L32 154H35L34 152H33V150H32V152H31V150H29V147H30V145L28 146V142H24ZM53 141L55 142L54 144H53ZM151 141H149V142H151ZM239 141V142H238ZM261 141V142H260ZM79 143H77L76 144V146L75 147H69L68 148V152H69V155L70 154H72L71 155V160H70V163H69V167H68V169H67V167H65L66 169H64V171H66L65 172V178L66 179H64L65 181L67 180V182H65L64 180L62 181L61 179H59V181H58V179H56V181H55V178H51L52 180H54V181H52V180H49L50 182H48V184H50L51 183V181H52V183L50 184V185H46V186H44L45 188H43L44 189V191H43V196L44 197H51V195L53 194V197L55 196V198H57L58 199V196L60 197L61 196V198H59L57 201H59V204L61 203V201L63 200V203L64 204H66L67 202H68V196L69 195H67L66 193H68V194H70L71 192H73V193H71L70 195L72 196H70L71 197V200H72V202H71V200H70V202L71 203H74V204H77V205H79V207H81V208H79V210H81L83 207L82 206H84L83 204L85 203H87V202H89V201H87V199L86 198H88L89 199V192H87L88 193V195H87V193H85L84 194V192H86L87 190H89V191H91L90 190V188H94L93 186H95V185H93V184H90V185H92L91 187H89V186H85V188H88V189H85V188H83V186H84V184L83 183H85L88 179L90 180V182L91 181H93V179H91V177H93V176H91V175H93V173H92V171H90L91 169H90V167L89 166H91V164H90V162H88V161H86V160H84L82 157H83V153H84V149H82L83 148V146H81V144L83 145V140H80V141H78ZM129 142V143H130ZM262 144L261 146H260V144ZM117 143H119V144H117ZM128 143V144H129ZM176 142H173V141H170L169 142V146L173 149V148H177L178 149V147H179V145L176 143ZM117 144V145H116ZM151 144H153V142H151ZM33 146V145H32ZM54 146V147H53ZM122 146V147H121ZM123 146H124V148H123ZM178 146V147H177ZM120 147V148H119ZM31 148V147H30ZM51 148V149H50ZM57 148L59 149V150H57ZM71 149V150H70ZM73 149V150H72ZM120 149V151H118ZM123 150V151H122ZM41 151V152H42ZM71 151V152H70ZM75 151V152H74ZM77 151V152H76ZM57 152V153H56ZM74 152V153H73ZM120 152V153H119ZM245 152V153H244ZM30 155H29V154ZM260 154V153H259ZM28 155V156H27ZM31 155V156H32ZM36 155V154H35ZM35 155H34V157H35ZM52 155V156H51ZM75 155V156H74ZM119 155V156H118ZM254 155V156H255ZM108 156V157H107ZM41 157V158H40ZM51 157H53L52 159H51ZM54 157H57V158H60V159H57V158H54ZM114 157V158H113ZM254 159H253V158ZM256 157H258V156H256ZM24 158V157H23ZM23 158H21V160L23 159ZM116 158V159H115ZM53 159H57V161H54ZM62 159V160H61ZM106 159H104V160H106ZM125 159V160H124ZM173 159V160H172ZM74 160V161H73ZM83 160L85 161V162H83ZM120 160V161H119ZM247 160V161H246ZM23 161V160H22ZM24 161H26V159L24 158ZM50 161V162H49ZM176 161V162H175ZM251 161L253 162V161H255L254 162V164H257L258 166H259V168H256V166L254 167V164L252 163L251 164ZM21 162V161H20ZM41 162V164H43ZM250 162V163H249ZM22 163H24L25 164V162H22ZM45 163H44V165H43V171L45 170L44 169V167L45 168H47V172H48V170H50V168H49V166L48 165H45ZM59 164H60V166L62 165L63 166V163H61V162H58ZM57 163V164H58ZM87 163V164H86ZM119 163V164H118ZM152 163V164H151ZM173 163V164H172ZM71 164V165H70ZM85 164V165H84ZM118 164V165H117ZM128 164H129V166H128ZM183 164H185V163H183ZM251 164V165H250ZM72 165H73V167H72ZM113 165V166H112ZM115 165V166H114ZM118 167H117V166ZM122 165V166H121ZM127 166V168L125 167V166ZM47 166V167H46ZM55 166V165H54ZM59 166V167H60ZM61 166V167H62ZM75 166V167H74ZM257 166V167H258ZM42 167V166H41ZM60 167V168H61ZM85 167H86V169H85ZM114 169H113V168ZM121 167V168H120ZM125 167V168H124ZM158 169H157V168ZM57 169V171H62V169ZM64 168V167H63ZM88 168V169H87ZM112 168V169H111ZM162 168V167H161ZM178 168V169H177ZM74 169H75V171H74ZM117 169V170H116ZM170 169V170H169ZM179 169H181V170H179ZM107 170V171H106ZM112 170V171H111ZM123 170V171H122ZM174 170V171H173ZM178 170H179V172H178ZM189 170V171H188ZM239 170V171H238ZM258 170V171H257ZM91 172V173H89V172ZM114 171V172H113ZM158 171V172H157ZM176 171V172H175ZM44 172H46V170L44 171ZM113 172V173H112ZM175 172V173H174ZM180 172H182V173H180ZM187 172V173H186ZM80 173V174H79ZM111 173V174H110ZM155 173H156V175H155ZM189 173H190V175H189ZM233 174V176L231 177L230 176V174ZM1 175H0V177H2L3 175H2V173H0ZM86 174V175H85ZM115 174V175H114ZM119 174V175H118ZM131 174V175H130ZM188 174V175H187ZM72 175V176H71ZM114 175V176H113ZM186 175V176H185ZM32 177H35L36 175H31ZM107 176H109V182H108V178H107ZM125 176V177H124ZM164 176V177H165ZM175 176V177H174ZM188 176H190V178L188 177ZM194 176V175H193ZM86 177V178H85ZM118 177V178H117ZM168 177V178H167ZM176 177H178V178H176ZM187 177V178H186ZM122 178V179H121ZM130 178V179H129ZM142 178V179H141ZM188 178H189V180H188ZM200 178H202V179H200ZM47 179H49V176H48V178ZM69 179V180H68ZM79 179V180H78ZM87 179V180H86ZM105 179V180H106ZM130 181H129V180ZM170 179V180H169ZM181 179V180H180ZM185 179V180H184ZM78 180V181H77ZM89 180L87 181V184H89L90 182H89ZM128 180V181H127ZM187 180V181H186ZM85 181V182H84ZM192 181V182H191ZM198 181H200L199 183H198ZM89 182V183H88ZM186 182V183H185ZM202 182V183H201ZM20 183H22V185L20 184ZM20 183H18L17 184V186L20 188V189H23V187H24V185H23V182L21 181ZM67 183V184H66ZM82 183V184H81ZM93 183V182H92ZM117 183H118V185H117ZM125 183V184H124ZM182 183V184H181ZM190 183V184H189ZM195 183V184H194ZM83 185L82 186V188H83V190H82V188H81V185ZM86 184V183H85ZM163 184V183H162ZM171 184V185H170ZM177 184H179L180 186H177ZM193 184V185H192ZM197 184H198V186H197ZM54 187V188H52V189H49V188H47V186L48 187H52V186ZM57 185V186H56ZM111 186V187H109V186ZM121 185V186H120ZM22 188H21V187ZM64 186V187H63ZM114 186V187H113ZM154 186V187H153ZM156 186V187H155ZM173 188V190H179L180 189V191H175L176 193H177V197H178V199L180 198V200H181V202L177 199V197H175V195H172L171 194V192H172V190L171 189H169V188H171V187ZM195 186V187H194ZM139 187V188H138ZM174 187H176L175 189H174ZM180 187V188H179ZM198 187H199V189H198ZM143 188V189H142ZM162 188V189H161ZM179 188V189H178ZM182 188V189H181ZM184 188V189H183ZM215 188V189H214ZM48 189V190H47ZM59 189H60V191H59ZM63 189V190H62ZM105 189V190H104ZM186 189V190H185ZM50 190V191H49ZM79 190V191H78ZM86 190V191H85ZM143 190V191H142ZM168 190H170V192L168 191ZM182 190H184V191H182ZM205 190H206V192H205ZM214 190H215V192H214ZM46 191V192H45ZM51 191H54V193L52 192L51 193ZM58 191V192H57ZM63 191V192H62ZM69 191V192H68ZM132 191V190H131ZM155 191V192H154ZM163 191V192H162ZM165 191H167V192H165ZM195 191V192H194ZM197 191V192H196ZM198 191H200V192H198ZM203 191V192H202ZM108 192V193H107ZM143 192V193H142ZM150 192H152L151 193V195H150ZM154 192V193H153ZM192 192V193H191ZM209 192V193H208ZM238 192V193H237ZM248 192V193H247ZM48 193H50V194H48ZM60 193V194H59ZM62 193H64V194H62ZM82 193V194H81ZM113 193V194H112ZM162 193H163V196H162ZM173 194H174V192H172ZM185 193V194H184ZM190 193V194H189ZM201 195H199V194ZM205 193V194H204ZM255 193V194H254ZM62 194V195H61ZM135 194V195H134ZM143 194V195H142ZM168 194V195H167ZM172 195V197H171V195ZM63 195H65L64 197H63ZM67 195V196H66ZM79 195H80V197H79ZM111 195H112V197H111ZM129 195V196H128ZM139 195V196H138ZM142 195V196H141ZM152 197H150V196ZM153 195V196H152ZM214 195V196H213ZM244 195V196H243ZM246 195L248 196V197H246ZM86 196V198H84ZM107 196H105V197H107ZM169 196V197H168ZM199 196V197H198ZM49 197V198H50ZM138 197V198H137ZM155 197V198H156ZM202 197V198H201ZM66 198V199H65ZM158 198H157V200H158ZM159 199V200H160ZM169 199V200H168ZM176 199L178 200V202L176 201ZM185 199V200H184ZM191 199V200H190ZM197 199H199V202H197L196 200ZM264 199V197L262 198V200ZM61 200V201H60ZM66 200H67V202H66ZM135 200V201H134ZM201 200L203 201V203L201 202ZM230 200V201H229ZM234 200V201H233ZM240 200V201H239ZM74 201V202H73ZM85 201V202H84ZM129 201V202H128ZM165 201V202H164ZM264 201V200H263ZM77 202V203H76ZM136 202V203H135ZM146 202V203H145ZM149 202V203H148ZM155 202H156V200H155ZM174 202V203H173ZM230 202H232V203H230ZM4 203V205L2 206V204ZM180 203V204H179ZM199 203H200V205L201 204H203V205H199ZM115 204H117V206H114ZM141 204H142V206H141ZM148 204V205H147ZM239 204V205H238ZM242 204H243V206H242ZM262 204H263V206H264V202H262ZM62 205V204H61ZM76 205V206H77ZM150 205V206H149ZM166 205H168V206H166ZM182 205V206H181ZM122 206L124 207V208H122ZM148 206V207H147ZM190 207V209H191V213H190V209H189V207ZM192 206V207H191ZM196 206V207H195ZM200 206V207H199ZM262 206V207H263ZM107 204L105 203V201L103 202V204H102V208L105 210V209H107ZM134 207V208H133ZM143 207H145V208H143ZM156 207V208H155ZM247 207V208H246ZM132 208V209H131ZM186 208V209H185ZM196 208V209H195ZM203 208V209H202ZM240 209L239 211L237 210V212H236V209ZM127 209H128V211H127ZM139 210V211H138ZM174 210V211H173ZM256 210V209H255ZM262 210V216H264V207L261 209ZM5 211V212H4ZM10 211H11V207H9L3 200H1L0 199V222L2 223V228H3V230H1L2 231V234L3 235H1V239H0V241H1V243H0V246H1V248H0V250L1 249H3V250H1L0 251V253H3L4 254V256H6V257H4L2 254V256H0V257H2V259H3V261L0 259V261H2V262H0V264H15V262H17L19 259H21V257H22V255L23 254H18V253H13V251L12 250H10V248H12V247H14L15 245L13 244L15 241H13V242H11L10 241V239H15V238H21V242H23V243H21V246H23L22 248H24V247H26L27 246V244H29L28 242L29 241H27V240H29L28 238H29V235H26V234H29V233H27V231L26 232H24V234L21 232H19V230H17L16 229V227H15V223L14 222H10L9 220H8V218H6V217H8V215L10 214ZM152 211V212H151ZM189 211V212H188ZM227 211L228 212H230V213H227ZM234 211V212H233ZM241 211H242V213H241ZM259 210H257V212L256 211H253L254 213H253V216L254 215H256V213L257 214H260V212L261 211H259ZM138 212V213H137ZM146 212V213H145ZM245 212V211H244ZM63 213V212H62ZM135 213H137V214H135ZM171 213V214H170ZM239 213H240V215H239ZM6 214V215H5ZM191 214H194V216L193 215H190ZM197 214V215H196ZM4 215V216H3ZM173 215V216H172ZM178 215V216H177ZM207 215L210 217H208V219H207ZM235 215H236V217H235ZM55 216H56V218H58V221H57V223L54 225V227L52 228V229H47V232H46V230H45V232H43V233H39L38 234V236L41 238V239H48L49 240V243L52 245V246H55L56 244H57V242H58V240L60 241H63L64 242V240H66V238H67V240L70 242V245H72L73 246V251L74 252H79V253H85V252H87V250L89 249H87L86 248V246L84 245V243L82 242V240H83V236L85 235V233H84V235H83V230H81L82 231V233H81V231H79L78 233H72V232H69L70 234H71V237H70V234L68 233H66L67 231H66V229H65V226L63 225V223H64V221H62L61 220V215H60V213H55ZM60 216V217H59ZM196 216V217H195ZM174 217L176 218V219H174ZM193 217H195V218H197V220L198 221H200L199 223H196V221H195V223H194V221H193ZM235 217V218H234ZM102 218V217H101ZM101 218L98 220V218H96L100 223H97L98 221H94L93 220V222H96V223H94V225H95V232H97L98 230H100L99 228L100 227H98V226H101V224L103 223H101V221H103L104 220V218L101 220ZM179 218V219H178ZM187 218V219H186ZM201 220H200V219ZM234 218V219H233ZM239 218V217H238ZM95 219V220H96ZM178 219V220H177ZM5 222H4V221ZM7 221H9V224H8V222ZM30 222V220H27V222ZM180 221V222H179ZM206 221H209V222H206ZM7 222V223H6ZM124 222L125 221H123L122 220V225H124ZM194 223V227L193 226H191V225H193V223ZM201 222H203V223H201ZM205 222H206V224H205ZM212 222V223H211ZM215 222V223H214ZM0 223V224H1ZM183 223V224H182ZM208 223V224H207ZM233 223V222H232ZM231 223V224H232ZM205 226H204V225ZM96 225H98L97 227H96ZM184 225V226H183ZM195 225H196V227L197 228H195ZM198 225V226H197ZM237 225H240V224H237ZM191 226V227H190ZM200 226V227H199ZM208 228H207V227ZM8 227V228H7ZM193 227V228H192ZM206 227V228H205ZM244 227V226H243ZM191 228V229H190ZM200 228V229H199ZM232 228H236V230L237 231H232L233 232V234H229L228 235V237L226 236V241L227 242H229V243H227L228 245H229V247H230V250H231V248H232V250H231V252L233 253V254H228V259H229V261H230V263L231 262H233V263H231V264H234V262L236 261V256H238L239 255V249H241L242 247H243V243H244V241H241L240 240V238L239 237H237V236H235L238 232V234L237 235H239L240 234V231L242 230V224L240 225V226H235V227H232ZM194 229H195V231L196 230H198L197 232H200L202 235L199 237V234L200 233H198V234H196V235H198V238H197V236L196 235H192V238H194V237H196L193 241H196V243H195V246H191V247H194V249L193 248H191V247H188L191 243H189V245H187L188 243L187 242H185V244L186 245H184V240L185 241H188V237H189V233H190V231L192 232L191 234H193L195 231H194ZM206 229V230H205ZM10 230V231H9ZM52 230V231H51ZM97 230V231H96ZM175 230V231H174ZM188 230V231H187ZM51 231V232H50ZM57 231V232H56ZM218 231V232H217ZM59 232V233H58ZM175 232V233H174ZM18 233V234H17ZM63 233V234H62ZM66 233V235H68V236H65L64 234ZM117 233V232H116ZM120 233H122V232H118L117 234H119L120 235ZM235 233V234H234ZM16 234V235H15ZM52 234V235H51ZM175 234V235H174ZM195 234V233H194ZM46 235V237H44ZM122 235H123V233H122ZM122 235H121V237H122ZM5 236V237H4ZM13 236H15V237H13ZM107 235H105V237H103V239L101 240V242H100V240L98 239V240H96V246L94 245L93 246V249H91V251L90 250H88V254H89V256H90V261L91 262H88V261H85V263L86 264H94L95 262V264H155V263H153V261L152 262H150L151 261V259L153 258L154 259V261L155 260H157L158 258H160V255H161V250L160 249H157L158 248V246H157V248H156V245H154V243L152 244V246H151V248L153 247L154 248V246H155V248H154V251L156 250V254L157 255H159V256H156L155 254H153V257H151L152 256V254H149L148 255V257H149V260L150 261H147V258L148 257H146L147 255H143V254H141V260L140 261H138V260H135V261H133V262H124L123 260H120L121 258L120 257H118V256H116V257H112V256H110L111 254L108 252V239H109V236H107ZM125 236V235H124ZM182 236V237H181ZM12 237V238H11ZM126 237V236H125ZM176 237V238H175ZM181 237V238H180ZM19 238V239H20ZM61 238V239H60ZM65 238V239H64ZM72 238H73V240H72ZM185 238V239H184ZM75 239V240H74ZM122 239H123V241H124V237H122ZM121 239V240H122ZM108 240V241H107ZM198 240V241H197ZM202 240V241H201ZM116 241H118V240H116ZM216 241H217V243H219V242H221V241H219L218 239H216ZM10 242V243H9ZM25 242V243H24ZM4 243V244H3ZM16 243V242H15ZM18 243V242H17ZM16 243V245H18ZM27 243V244H26ZM107 243V244H106ZM234 243V244H233ZM3 244V245H2ZM23 244V245H22ZM99 244V245H98ZM101 244V245H100ZM171 244H172V246H171ZM221 244H222V242H221ZM243 244V245H242ZM26 245V246H25ZM41 245H42V243H40L38 246H39V248H38V246L37 247H35V252L36 251H38L40 248H41ZM105 245H107V247L105 246ZM193 245V244H192ZM198 245V246H197ZM12 246V247H11ZM206 248H205V247ZM235 246H236V248H235ZM8 247V248H7ZM171 247H172V249H171ZM183 247V248H182ZM234 247V248H233ZM239 247V248H238ZM100 248V249H99ZM153 248H152V250H153ZM186 248V249H185ZM191 248V249H190ZM87 249V250H86ZM182 249V250H181ZM188 249H190V250H188ZM193 249V250H192ZM85 250V251H84ZM158 250H160V251H158ZM192 250V254L190 253V251ZM83 251V252H82ZM96 253H95V252ZM159 253H158V252ZM178 251V252H177ZM183 251V252H182ZM25 252V251H24ZM7 253V254H6ZM11 253V254H10ZM25 253H27V252H25ZM101 253V254H100ZM15 254V255H14ZM18 254V255H17ZM28 254H30V253H27V255H26V257L28 258H26L25 257V255H23V257L25 258V261L27 262V263H29L30 262V260H31V254H30V256L28 255ZM91 254V255H90ZM100 254V255H99ZM191 256H190V255ZM194 254H195V252H194ZM9 255V256H8ZM102 255V256H101ZM104 255V256H103ZM119 255V254H118ZM142 255L144 256V258L142 257ZM163 255V254H162ZM161 255V256H162ZM196 255V254H195ZM154 256H156V257H154ZM176 256V257H175ZM187 256H189L190 257V259H189V257H187ZM119 259H118V258ZM171 257V258H170ZM187 257V258H186ZM17 258V259H16ZM109 258V259H108ZM115 258H116V260H115ZM146 258V259H145ZM151 258V259H150ZM155 258H157V259H155ZM168 258V259H167ZM170 258V259H169ZM182 258V259H181ZM95 259V260H94ZM180 259V260H179ZM220 259V258H219ZM6 262H5V261ZM17 260V261H16ZM188 260H190V261H188ZM195 260V261H194ZM101 261V262H100ZM119 261V262H118ZM177 261V262H176ZM180 261V262H179ZM185 261V262H184ZM4 262V263H3ZM8 262V263H7ZM93 262V263H92ZM190 262V263H189ZM218 262V263H217ZM29 264H34V263H29Z\"/></svg>",
  "mask_w": 264,
  "mask_h": 264
}]
</instances>
